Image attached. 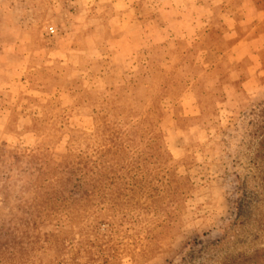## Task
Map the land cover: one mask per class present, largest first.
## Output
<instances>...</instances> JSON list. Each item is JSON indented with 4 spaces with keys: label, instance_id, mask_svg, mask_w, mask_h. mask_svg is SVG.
<instances>
[{
    "label": "rangeland",
    "instance_id": "1",
    "mask_svg": "<svg viewBox=\"0 0 264 264\" xmlns=\"http://www.w3.org/2000/svg\"><path fill=\"white\" fill-rule=\"evenodd\" d=\"M262 101L264 0H0V264H181L214 244ZM117 132L111 179L93 166ZM169 170L187 193L157 211Z\"/></svg>",
    "mask_w": 264,
    "mask_h": 264
},
{
    "label": "trees",
    "instance_id": "2",
    "mask_svg": "<svg viewBox=\"0 0 264 264\" xmlns=\"http://www.w3.org/2000/svg\"><path fill=\"white\" fill-rule=\"evenodd\" d=\"M113 109L119 110L121 107ZM102 125L106 127L109 124ZM118 134L119 132H117ZM234 139L237 148L243 150V155L237 157L247 160L244 170L242 169L243 172L236 176L238 194L235 206L236 216L233 222L223 230L219 240L214 244L202 246L198 250L190 249L188 258L183 260L181 264H264V101L252 106L242 116L240 123L236 126ZM130 140L119 135L111 137L109 148L99 154L97 160L99 162L93 166L94 169L98 168L102 171L109 169L113 173L111 178L113 179V171L119 163L113 161L109 163L110 161H106V157L112 156V154L114 156L123 155L129 149L128 142ZM155 147L160 150L159 142L155 144ZM122 159L123 156L120 160ZM129 172L123 178L127 177L130 181L134 180V183L125 184L126 190L138 191L141 194L145 192V187H149L151 182L140 179L135 181L137 176L128 177ZM165 175L168 178L164 179L163 182L164 191L168 195H158L159 205L155 207L159 211L167 206L173 208L175 212L182 205L178 204L181 202L175 197L181 191L180 189H184V184L170 170ZM102 181L106 180H100V182ZM180 193L181 196H184L187 190ZM164 199L167 200L165 205H163ZM174 212H167L169 218L172 219L175 216ZM196 244L199 245L197 242Z\"/></svg>",
    "mask_w": 264,
    "mask_h": 264
},
{
    "label": "built area",
    "instance_id": "3",
    "mask_svg": "<svg viewBox=\"0 0 264 264\" xmlns=\"http://www.w3.org/2000/svg\"><path fill=\"white\" fill-rule=\"evenodd\" d=\"M50 33H53V29L52 28H50Z\"/></svg>",
    "mask_w": 264,
    "mask_h": 264
},
{
    "label": "crops",
    "instance_id": "4",
    "mask_svg": "<svg viewBox=\"0 0 264 264\" xmlns=\"http://www.w3.org/2000/svg\"><path fill=\"white\" fill-rule=\"evenodd\" d=\"M239 43V42H238Z\"/></svg>",
    "mask_w": 264,
    "mask_h": 264
}]
</instances>
